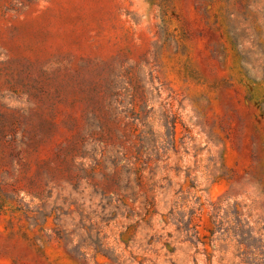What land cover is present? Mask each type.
Instances as JSON below:
<instances>
[{
    "label": "rangeland",
    "instance_id": "374dc122",
    "mask_svg": "<svg viewBox=\"0 0 264 264\" xmlns=\"http://www.w3.org/2000/svg\"><path fill=\"white\" fill-rule=\"evenodd\" d=\"M0 264H264V0H0Z\"/></svg>",
    "mask_w": 264,
    "mask_h": 264
}]
</instances>
